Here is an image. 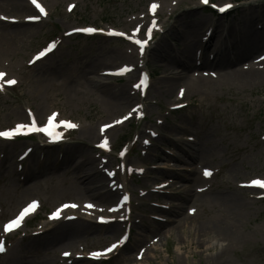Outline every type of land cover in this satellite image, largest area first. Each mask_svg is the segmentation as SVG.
Segmentation results:
<instances>
[{"label":"rangeland","instance_id":"1","mask_svg":"<svg viewBox=\"0 0 264 264\" xmlns=\"http://www.w3.org/2000/svg\"><path fill=\"white\" fill-rule=\"evenodd\" d=\"M38 1L46 11L43 17L33 7L27 17L15 16L5 0H0V22L24 31L10 51L0 55V132L24 124L22 133L26 134L29 114L40 126L51 118L65 136L59 149L89 151L96 164L107 165L103 168L107 183L119 193L115 205H107L109 213L63 218L72 220L71 227L79 221L94 225L97 229L90 235L72 240L65 237L53 248L38 249L36 244L55 228L62 230L53 215L74 205L78 193L72 179L81 176L75 165L83 155L76 154L66 165L57 160L65 153L47 155L51 157L47 161H58L50 164L56 171L41 173L46 166L45 140L39 136L0 140V244L6 247L0 264H10L20 254L33 264H212L220 256L229 264H264V192L252 187L254 179L264 181V79L247 84L214 81L204 93L176 87L167 94L163 78L180 73V68L162 72L163 59L155 52L170 39L167 32L173 23L180 22L201 42L216 20L232 25L237 32L243 30V8L254 7L248 10V18L256 17L264 12V0H212L216 5L232 6V12L223 16L200 6V0ZM153 5L158 7L153 10ZM89 28L95 31H83ZM123 35L153 36L150 54L139 55ZM52 44L55 47L49 56L34 61ZM168 45L172 51L183 48L178 39ZM209 53L212 57V51ZM259 54L229 70L255 61ZM94 61H99L100 70L89 69ZM133 67L138 71L129 77L124 69ZM145 67L150 85L142 97L135 85ZM208 71L198 73L217 72ZM10 80L15 81L13 86L8 85ZM101 85L124 87L134 97L130 107L111 122L106 120L108 108L102 103L105 93ZM19 116L24 118L22 123ZM90 124L116 127L94 142L85 140L80 132L71 133ZM105 140L106 151L98 148ZM194 141L211 152L204 155L206 160L191 161ZM123 143L126 147L120 151ZM205 169L213 172L207 179ZM29 174L37 176L28 180ZM196 175L208 185L200 183L194 190L201 197L186 202L183 194ZM205 188L212 190L202 192ZM31 203L38 204L39 210L18 233L4 235L3 224ZM117 206L123 210L113 216ZM100 217L111 222L100 226ZM115 223L118 227L109 229ZM208 226L231 229L225 236L200 232ZM60 230L52 238L63 235ZM93 253H103L99 257L105 258H93ZM112 253L118 256L104 260Z\"/></svg>","mask_w":264,"mask_h":264},{"label":"bare ground","instance_id":"2","mask_svg":"<svg viewBox=\"0 0 264 264\" xmlns=\"http://www.w3.org/2000/svg\"><path fill=\"white\" fill-rule=\"evenodd\" d=\"M178 1L184 2V0ZM5 5L11 8L12 14H15V16L19 17H27L28 14L33 11V8L23 3L22 0H5ZM250 9H254V7H244L242 10L244 14L241 18L243 19V30H238L237 32L236 29L230 27L232 25H224L218 20L210 23V26L207 25L209 24L208 22L203 26L204 28H207V26L209 27L208 33L206 32L207 38L205 40H202L201 42L197 41V35H195L193 31L189 32L187 30L188 28H182L180 22H178L176 25H174L175 23H173V25L167 32V35H170L171 40L178 39L179 41H181L183 48L179 51H172L170 45H168V43L171 41L170 39L164 42V44L161 43L160 45H158L159 49L158 47L157 49L155 48V52L159 53V57H161L164 62V65H162V67L160 66L162 72L174 69L175 67L180 68V73L171 74L163 78L162 84L164 86L165 92L167 94L172 93L174 92L176 87H181L182 91L185 92L187 91L189 93H204L207 91V89L210 88V85L213 84L214 81L216 82L223 80L247 84L256 82L259 79H264V12L261 15H256V17L248 18L250 14L248 10ZM241 19L239 21H241ZM181 22L183 23V21ZM237 22L238 21L234 23ZM11 26L13 25L0 22V55L8 53L13 45H15L18 37H20L24 33L23 30H20L19 26ZM178 26H180V28ZM160 31L161 30L157 29V32ZM190 35H193L194 39H191ZM210 51H212V57H209ZM259 53H261V55ZM258 54L260 55V57L255 59V61L253 60V62L247 65L229 70L231 69L230 67L234 66L239 61L248 59L249 57L257 56ZM100 67L101 64L99 63V61H94L91 63L89 69L98 71L100 70ZM206 70H209L208 72H217H215L214 74L210 73L209 75H206L204 72L202 74L198 73L200 71ZM137 71L138 69L136 67L131 68L128 71L129 77H132ZM101 86V90H103L105 96L100 97L102 99V103L108 108V115L106 120L107 122H111V120L118 116L123 111V109L130 107L132 101L134 100V97L130 95L124 87H122L121 89L116 87H110L107 89L104 85ZM183 98L184 96L181 95L180 99ZM23 119V117L19 116V121L21 123L23 122ZM115 127L116 126L113 124L108 125L107 128H102L101 125L94 124H90L88 126L82 125L79 130L72 129L71 133L74 134L75 132H80L82 135L81 137H83L85 140L94 142L97 139L103 138L106 133L109 134L113 132ZM29 129L30 125L28 127V130ZM62 137L64 138L65 136L62 135ZM59 143L60 142H54L44 146L46 148L44 154L46 166L42 169L41 173L56 171V169L53 168L52 165H50L51 163L54 164L59 161L62 162V164L66 165L71 161L73 162L76 154L81 153L83 155L82 159H84L78 164H76L75 162V169L77 171H81V176L78 175L75 176L74 179H72L74 181L73 187H76V192L78 193L77 197L73 199L74 201H72L73 204L76 205V207H67L64 213H62L64 210L57 211L59 212V216L58 218H54V222H60L59 226H62L61 229L64 231V234L59 236V234L57 233V237L52 238V236H56V232L60 230L58 229V227L55 228L53 233H49L46 237H44L43 241L41 240L36 244V247L38 249L53 248L65 237H68L70 240H72L82 235H90L93 231H95V229H97L94 225H91L89 223H82L79 221V223H77L78 226L75 225L76 227H74L73 225L75 223H72L73 227H71L70 222H72V220L65 221V219L63 218L66 216L83 214L89 216L96 212L98 213L99 211L109 213V208L115 205L116 197L119 193L107 183L109 178L108 176H106L103 170V168L107 166L106 164H96V159L89 151H85L84 153L74 147L70 149L64 147L65 152H63V149H59ZM204 147L205 145L203 143L198 144L194 141L195 149L191 156H189L192 162H196L199 159L206 160L204 157L206 156V154L211 152L204 150ZM60 152L65 153L64 157L62 156L60 158H57V160L59 159L58 161H47L48 158H51L47 157V155L52 156L54 153ZM38 160L40 161L41 159ZM39 164L40 163H38L37 165ZM26 168L28 169V167ZM147 174L148 173H145V175ZM36 176H32L29 174L27 176V179L33 180ZM190 177H192V175ZM205 181L206 180L203 177L196 175L195 179H193V185L186 188V191L183 194V200L187 202L190 199L201 197L200 195L195 194L194 188H199L198 186L201 185L200 183H203L202 186L205 187L206 185H208V183H204ZM207 190L209 191L212 189H201L202 192ZM214 192L215 190H213L212 193ZM205 196L207 197L208 195ZM220 197H223V195H220ZM202 200H204V198ZM235 203L236 201L234 200L233 204ZM89 205H92V207H88ZM107 205H109L110 207ZM122 210V207L117 206V209L112 212L113 216L121 213ZM117 227L118 225L117 223H115L113 224V226L109 227V229H116ZM230 229V226H208L203 227L200 232H206L209 230L211 232H216L219 236H225ZM62 230H60V233ZM67 247L75 250V248H72L70 245ZM116 256L118 255L115 254L109 257L108 260H112ZM25 258V256L20 254L16 258H13L10 261V264H33L25 262ZM212 264L229 263L222 256H220L215 258Z\"/></svg>","mask_w":264,"mask_h":264},{"label":"snow or ice","instance_id":"3","mask_svg":"<svg viewBox=\"0 0 264 264\" xmlns=\"http://www.w3.org/2000/svg\"><path fill=\"white\" fill-rule=\"evenodd\" d=\"M31 2L39 10V12H40L41 15H44L45 14L44 9L40 6L39 3H37V0H31ZM202 3L208 4L209 3V0H202ZM156 7H158V6L157 5H153V10H155ZM212 7H217V6L213 4ZM230 7H231V5H225L224 7H221L218 10L221 11V12H223L227 8H230ZM83 31H86V32L91 33V32H94L95 29L89 28V29H83ZM110 34H112V35H122L121 33H110ZM137 43H140V42L137 41ZM53 47H55V44L50 45L47 50L50 51L51 48H53ZM141 48H143V44H141ZM42 55H44L43 52L40 53V56H42ZM37 58H39V57H37ZM128 70L129 69H124V71H128ZM2 75L3 74H0V76H2ZM8 83L9 84H13V83H15V81H11L10 80V81H8ZM53 115H55V114H53ZM50 120H51V118H50ZM117 123H119V121H117ZM65 126L66 127H75V125H73V124H66ZM25 128H26V125H24V124L18 125L17 128L15 130H13V131H3V132H0V137H4V138L11 139L15 134H18V133L22 132V130H24ZM32 130H34V131H47L46 129H38V128H36L34 122H33V125H32ZM106 145H107V140H105L104 141V144L101 145V146L103 147V146H106ZM205 175L206 176H210L211 173L206 171L205 172ZM252 183L255 186L264 187V181L254 180ZM31 207L34 209L36 207V205H32ZM65 207H68V206L66 205ZM71 207H76V205H71ZM88 207H92V205H89ZM28 211L29 210L26 209L25 212L19 217V219L14 220V221L10 222L8 225H6L5 231H11V230H13L14 227H18L20 225L21 221L23 220L24 215H26L28 213ZM58 216H59V212L55 213L53 215V218H58ZM116 246L117 245H113V248H115ZM0 251H3V247L2 246H0ZM108 251H112V248L108 249ZM66 255H68V254H66ZM101 255H103V253H93L92 254L93 258H98Z\"/></svg>","mask_w":264,"mask_h":264}]
</instances>
